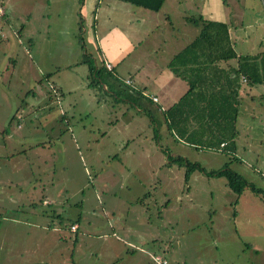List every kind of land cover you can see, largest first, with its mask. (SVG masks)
Returning a JSON list of instances; mask_svg holds the SVG:
<instances>
[{"label": "rangeland", "instance_id": "rangeland-1", "mask_svg": "<svg viewBox=\"0 0 264 264\" xmlns=\"http://www.w3.org/2000/svg\"><path fill=\"white\" fill-rule=\"evenodd\" d=\"M42 1L3 0L1 6L11 13L6 21L0 15V264H126L124 259L112 260L104 254L113 257L119 246L125 247L119 239L125 236L128 241V230L146 239L143 245L148 254L133 252L143 263L156 264L150 256L158 255L167 264H264V97L259 104L257 93L252 92L242 101L238 116L248 114L247 126L239 136L237 127L234 135L235 126L231 130L225 108L224 113L218 111L224 91L222 84H216L210 103L215 121L232 133L227 147L214 145L218 138L211 146L201 138L204 125L200 113L192 118L194 123L199 120L191 132L192 140L173 130L171 134L168 125H161V136L152 139L146 118L139 116L131 122L130 116L135 118L136 111L102 90L99 107L98 96L93 97L80 82L83 77L90 85L89 57L84 54L81 37L90 53L97 48L96 42H89L93 35L91 19L80 21L76 15L73 23L67 13L69 1ZM77 3L82 14L96 7L104 13L103 19L118 4L137 8L140 16L146 14L153 21L163 18L161 12L123 1L76 0L75 7ZM45 14L47 19L42 20ZM173 20L177 28H185L180 18ZM168 26L164 27L170 30L167 41L173 42L177 36ZM189 26L193 37L202 27ZM14 28H24L20 44L18 35L12 33ZM214 31L225 36L227 30L216 27ZM156 38L152 35L148 40L155 44ZM141 53L142 62L158 57L163 69L168 61L180 64L175 61L179 52L173 57V50L159 51L160 57L149 50ZM205 54L213 57L211 49ZM68 61L79 65L66 67ZM246 62L257 68L262 64L259 59ZM120 65L118 69L131 70L130 75L136 76L131 59ZM214 65L225 66L218 60L207 71H215ZM51 71H55L54 76ZM46 76L62 89L63 101L61 95L55 99L56 92L48 86ZM127 76L119 73L120 81ZM72 88L75 91L69 93ZM203 90H198L199 99ZM40 91L45 98H39ZM72 100L76 102L67 107ZM147 108L156 110L149 102ZM123 110L127 117L116 123ZM65 118L69 119V130L63 123ZM105 118L110 125L103 123ZM155 118L160 124L166 119L160 120L157 111ZM259 119L261 125L257 124ZM143 124L144 133L134 135ZM122 137L129 140L124 148L119 146ZM160 146L180 160L165 167ZM223 167L239 173L255 190L246 186L241 194L232 191L224 177L212 174ZM109 170L117 176L105 173L103 178L95 177ZM74 221L77 231L71 228Z\"/></svg>", "mask_w": 264, "mask_h": 264}, {"label": "crops", "instance_id": "crops-1", "mask_svg": "<svg viewBox=\"0 0 264 264\" xmlns=\"http://www.w3.org/2000/svg\"><path fill=\"white\" fill-rule=\"evenodd\" d=\"M52 1L53 0H43L42 2L48 4L52 3ZM67 1L71 3V6H69L70 9L67 11V13L69 14L70 18L73 19V23L76 22V15L79 16L80 21L82 18L91 19L89 24L93 29V35L89 39V42H96L97 48L95 47L94 53H90V51L87 49V42L83 40V37H81L80 43L82 49L84 50V54L89 57V63L91 62L93 65L98 66L99 62H104L103 64L107 70L104 71L105 73L103 72L99 76V83L101 85L100 89L90 86L87 81H84L83 77L80 78V82L84 83V86L87 87L89 93L91 92L93 95H95L93 97L98 96L96 104L99 105V107V93L102 90L103 93L113 96L117 101L122 100L125 105L129 106L130 109L132 108L136 111L134 115L135 118L130 116L131 122H133L134 119H140L139 116L146 118L148 121V124L146 125L149 126L148 131L152 130V139L156 138L157 136H161V125L163 128L168 125L171 134L176 132L179 133L182 138L185 137V140H192L193 138L191 132L196 130V125L199 124V120H197V123H194L192 118L196 114L200 113V116H198L200 118V122L204 125V133L202 134L201 138L205 139V143L209 146L213 144V140H215L214 138H218L219 140L217 142L215 141L214 145L217 143L219 144V147H227L228 141H231V135H226L227 131L224 133L225 128L220 126L218 121H215V112L213 110V105L210 103V100H212L211 97L213 91L217 90L216 84H223L222 88L224 92L222 91V95L224 96H227L231 90H236L237 93L234 100H236L238 103V113L241 111L239 107L240 104L245 98L248 99L247 95L249 93L256 92L258 95L257 101L259 104L262 102L260 100L264 97V93L262 92L264 91V86L260 84L250 85L248 81L250 80L251 82L253 79L256 80L258 75L264 79V77H262L264 74V0H164L158 11L150 10L151 12H161L163 14L162 21H160L161 23L159 21L151 20L150 16L146 14L140 16L139 12L141 10L137 8H130V6L129 8H126V6L122 8L118 4L113 9L111 15H108L109 17L107 16L105 19H103L104 13H102V11H98L96 7L91 8L86 13L82 14V12L79 11V3H77V7L74 5L76 0H59V2L63 3H67ZM114 1L116 3V1L119 0H113V2ZM0 4H4L3 0H0ZM11 11L15 12L14 9H11ZM123 11L126 13H122ZM9 13H11L10 9H5L4 15H2L1 19H4V21L8 20L7 15ZM46 15L47 14L42 15V20L47 19ZM119 15L123 16L120 18ZM174 17L180 18L182 21L181 25L185 28H180V26L177 28L174 25L177 23L175 20H173ZM198 17H201L206 22H209L211 24L210 26H212L214 29L216 27H225L227 30L225 33H227L231 41L230 46L236 52L235 58H230L224 61L221 59L225 66L218 67L217 65H214V67L217 69L212 73L207 71L209 65L199 73L193 69H188L185 66L189 65H184L185 60H183V58L181 59L182 61H180L182 66L179 65L178 67H175L176 65H172V63L168 61L169 64H167L166 69L161 67L162 64L160 63H162V61L158 62V57L150 58L147 62H142L141 52L145 50L155 52V54L159 57L161 56L158 54L159 51L173 50V57L178 52H181L196 37V35L193 37V32L191 30L192 28H190L189 24H192L194 27L198 28L200 24L196 25L193 22V18L196 19ZM108 18L111 21H106ZM167 23L169 24L168 28L172 29L171 33L177 36L175 37L173 35V42L167 41L168 36L166 34L170 33L168 32L170 30L164 29ZM160 25H162L163 30L160 29ZM9 26L11 27V25ZM102 26L105 27L100 30V27ZM232 28H234L233 31H231ZM14 29L15 30H12V33H14V35H18L19 38L17 39V43L20 44V34L24 31V28L19 30L16 28ZM198 29L197 33L199 32ZM30 35H33L32 31L30 32ZM30 35H28V40L29 43L33 45V39L30 37ZM152 35H157L156 40L159 39L155 44H153L151 40H148ZM240 35L247 37H241ZM249 36H252L253 39L249 38ZM148 42L151 44H148ZM136 51L141 52L135 55ZM127 58L131 59V62L134 64V74L137 72L135 77L130 75L131 70H127L125 72L122 69H118V66H121L120 64H123ZM258 59L262 61L260 68H257V66L254 67L251 64L248 65L251 67L250 70H252V73L249 71L250 79L246 74L243 73L235 75L234 69H237V67L240 66H247L244 62L254 61L256 63V60ZM183 61L184 63H182ZM194 61L196 63L202 62L201 58H196ZM81 63H83V61H81ZM148 63H151V65H148ZM107 64L111 65V69H107ZM75 65H79L77 61ZM75 65L74 62L70 61L65 64V66L69 68L70 66ZM169 65L173 66L172 69L168 67ZM87 67L89 76V79L88 76L87 79L89 81L90 69L89 66ZM51 72L54 76L55 71ZM119 73H126L128 75L124 82L120 81L121 79L119 78ZM214 80L215 82H213ZM191 81L193 82L194 88H192L193 90L191 89L188 91ZM46 82L52 91L54 93L56 92L55 99L58 101L59 97H57V95H61L63 101L65 94L63 93L62 89H60L58 86H55V83L53 84L52 81H50L49 76H46ZM141 83L144 84L142 88L140 87ZM199 89H204L200 93V95L202 94L201 99L198 98ZM74 91L75 88L68 89L69 93ZM194 91H196V93ZM38 96L40 99L45 98L41 91ZM153 97H156L157 100L154 101ZM251 100H253L252 97ZM74 102L76 101L72 100V102H68L66 106L68 107ZM148 102L153 104V108L156 110L152 111L147 108ZM61 108H63V116H65L67 113L65 110V105ZM218 110H220V108ZM156 111L160 120L166 117L162 124H160V122L155 118ZM126 113V110H123L121 117L116 118V123L119 121V119H125L127 117ZM238 113L236 120L234 121V125L236 130L237 127H239V132L237 130L239 136L242 131L244 132L247 126L245 117H247L248 114L243 118L242 116H238ZM147 115H149V118ZM190 116L192 117L189 120ZM124 122L127 125L128 122ZM63 123L67 126V130H69V119H63ZM103 123L110 125V120L105 118L103 119ZM261 123H263V121L259 119V123L257 124L261 125ZM144 128V124L141 125L140 132L134 135L139 136V134L144 133ZM126 133L127 132H124V135L130 138L131 135ZM144 138L148 140V135H146ZM211 138L212 141L209 142V139ZM128 143L129 140L126 137H122V140L119 142V146L124 148L128 145ZM156 144H158V142ZM158 150L164 151L162 146H160ZM143 151L144 156L148 158V153L144 149ZM164 156V166L168 168L171 167V163L176 164V162L180 160V156H172V153L167 154L166 151H164ZM185 162L188 165L189 162L187 161V158ZM194 165L199 168L201 167L197 163H194ZM160 171L161 169L154 171V173ZM105 173H108L109 177L112 178L117 176L113 170H109L102 171L96 174L95 177L103 178L106 175ZM212 174L217 175L215 172ZM72 224L77 225V231L79 228L78 223L74 221ZM110 227L113 230L112 227H114V223ZM126 234L129 236L128 241L126 240L127 237L125 236L120 237L119 239V241L125 245L126 249L121 245V247L119 246V252L115 253L113 257L107 256V253L104 254V257L111 258L112 260L124 259L126 262H128L126 264H147L141 261V256L133 253L135 251H139L141 255L148 254L147 249L143 245L146 243V239L142 235H131L129 230ZM116 264H121V262Z\"/></svg>", "mask_w": 264, "mask_h": 264}, {"label": "trees", "instance_id": "trees-1", "mask_svg": "<svg viewBox=\"0 0 264 264\" xmlns=\"http://www.w3.org/2000/svg\"><path fill=\"white\" fill-rule=\"evenodd\" d=\"M119 1L130 3L132 5L142 7L145 9H149L152 11H158L164 2V0H119ZM0 6H2V4H0ZM2 15H4V12ZM193 22L196 25L200 24L202 27L200 28L198 35L195 37V39L190 44H188L181 52H179L175 56L176 62L182 61L181 59L183 58V60H185V63H184V61L182 63H184V65H186V64L189 65V66H185V67H187L188 69H193L194 71H197L199 73V72H202L208 65H210V64L212 65V63L215 64L218 60L222 59L224 61V60L236 57V52L230 46L231 41H230L227 33L224 34L225 36H222L219 31H214V28H212V26H210L211 24L209 22H206L205 20H203L201 17H198L196 19L193 18ZM208 49L212 50V55H213L212 58H210V54L207 55V57H206L205 53ZM199 57H203L204 61L196 63L194 61V59L199 58ZM191 58H193V60H191ZM208 58H210V59H208ZM207 60L209 62H207ZM87 62L89 63L88 60H87ZM173 63H172V65H176L175 63L174 64ZM244 63H246L245 65H247V66L246 67H243V66L237 67V69H234V73H235V75H239L240 73L246 74L248 76V78L250 79V77H249L250 72L249 71H251V73H252V70H250L251 67L248 66L249 65L248 62H244ZM179 65H181V64L178 63L177 66H175V67H178ZM88 66L90 69V86L97 87L100 89L101 85L99 83V79H100L99 76L104 71H107L105 68V65L103 64V62H100V64L98 66L93 65L90 62L88 64ZM263 70H264V68H263ZM262 77H264V74ZM221 79L226 80L224 78H221ZM215 80L213 82H215ZM248 82L250 85L260 84V85L264 86V79L261 78L260 75H258V78L256 80L253 79V81L250 82V80H249ZM191 85H190V88L188 91H190L192 88H194L192 81H191ZM236 93H237L236 90L233 89L230 91V93L227 96L222 95L219 98V101H220L222 107L218 111L221 113H224V111H226V113H228V115H226V117L228 119L230 118L229 121L231 120L229 122V124L231 125V130L234 129V126H235L234 121L236 120V116L238 113V111H237L238 110L237 109L238 103L236 100H234ZM252 98L254 99V97H252ZM222 108H225V110L223 111ZM170 125H172V124H170ZM224 131L225 132L227 131L226 135H228V136H230L232 134L226 128L224 129ZM233 131H234L233 134L235 135L236 134V128ZM193 166H195V165H193ZM215 173L218 176L224 177L226 180V185L232 191H234L237 194H241L246 186H250L239 173L232 171L228 167H223ZM250 188H252V187L250 186ZM252 189L255 190L254 187ZM74 231H76V230H74ZM154 256H158V255L150 256L151 259H153ZM153 261H154V259H153ZM167 263L168 262H166L165 264H167Z\"/></svg>", "mask_w": 264, "mask_h": 264}, {"label": "built area", "instance_id": "built-area-1", "mask_svg": "<svg viewBox=\"0 0 264 264\" xmlns=\"http://www.w3.org/2000/svg\"><path fill=\"white\" fill-rule=\"evenodd\" d=\"M3 12H4V8L0 6V15H2ZM106 67H107V69H111V65L110 64H107ZM243 79H245V78H243ZM128 82H129V80H128ZM153 100L156 101L157 98L156 97H153ZM71 228L72 229H76L77 228V225L76 224H73L71 226ZM153 259H154V261H155L156 264H165L167 262L166 259L161 258L159 256H154Z\"/></svg>", "mask_w": 264, "mask_h": 264}]
</instances>
